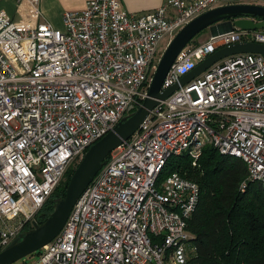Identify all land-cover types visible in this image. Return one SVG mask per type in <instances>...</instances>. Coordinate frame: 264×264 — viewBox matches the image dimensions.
Segmentation results:
<instances>
[{
    "label": "built area",
    "instance_id": "obj_1",
    "mask_svg": "<svg viewBox=\"0 0 264 264\" xmlns=\"http://www.w3.org/2000/svg\"><path fill=\"white\" fill-rule=\"evenodd\" d=\"M16 1L36 20L0 11V250L36 222L66 170L127 105L141 104L161 40L168 36L167 45L200 13L227 3L163 0L135 14L120 0H86L55 27L38 21L40 0ZM238 41L264 43V32L234 27L187 43L161 89ZM204 144L242 160L246 180L264 185L262 54L226 56L156 104L109 153L32 264H190L196 248L187 220L199 185L177 171L160 175L171 156L196 160Z\"/></svg>",
    "mask_w": 264,
    "mask_h": 264
},
{
    "label": "trees",
    "instance_id": "obj_2",
    "mask_svg": "<svg viewBox=\"0 0 264 264\" xmlns=\"http://www.w3.org/2000/svg\"><path fill=\"white\" fill-rule=\"evenodd\" d=\"M73 170V166L66 170L63 180L38 213L37 223L45 220L54 199L64 195ZM172 171L199 185L197 204L187 220L196 248L189 263L264 264V185L246 180L244 162L204 144L196 160L185 153L171 156L160 179ZM244 181L246 186L242 187ZM29 228L31 225L27 224L25 230Z\"/></svg>",
    "mask_w": 264,
    "mask_h": 264
},
{
    "label": "water",
    "instance_id": "obj_3",
    "mask_svg": "<svg viewBox=\"0 0 264 264\" xmlns=\"http://www.w3.org/2000/svg\"><path fill=\"white\" fill-rule=\"evenodd\" d=\"M256 16L262 19L256 20L254 18ZM234 27L248 30L264 29V5L250 2L221 4L200 13L174 34L163 50L157 66H155L141 104L134 106L135 104L131 102L127 105L125 114L119 118L113 129L88 147L72 171L68 183H66L64 195L54 199L52 209L43 222H33L31 228L13 238L6 247L0 250V264H12V262L19 261L54 238L63 227L78 196L81 195L105 163L109 153L118 147L123 140L129 138L149 111L161 100H165L175 90L177 91L180 85H184L202 74L209 66L226 56L251 51L264 56V43L238 41L213 51L191 70L183 74L177 82L161 89L164 78L179 54L178 52L198 33L208 28L213 36L230 31Z\"/></svg>",
    "mask_w": 264,
    "mask_h": 264
},
{
    "label": "crops",
    "instance_id": "obj_4",
    "mask_svg": "<svg viewBox=\"0 0 264 264\" xmlns=\"http://www.w3.org/2000/svg\"><path fill=\"white\" fill-rule=\"evenodd\" d=\"M121 5L129 12L146 13L162 5L163 0H120ZM234 2V1H227ZM86 0H40L39 20H48L55 27H62V14L67 10H82ZM6 11L11 17L33 24L36 20L31 7L26 2L16 0H0V11Z\"/></svg>",
    "mask_w": 264,
    "mask_h": 264
},
{
    "label": "rangeland",
    "instance_id": "obj_5",
    "mask_svg": "<svg viewBox=\"0 0 264 264\" xmlns=\"http://www.w3.org/2000/svg\"><path fill=\"white\" fill-rule=\"evenodd\" d=\"M226 1L246 2V3L250 2V3H257V4H263L264 5V0H226ZM174 34H173V36H174ZM209 34H210L209 29L206 28V29L202 30L200 33H198L193 39H195L196 41H200V40L204 41L208 37ZM166 40H168V36L163 38L159 44V50H160L161 54L163 53V50L166 47V42H167ZM78 162H79V159H78V161H75L71 166H73L75 169ZM38 259H39V255H38V251L36 250L35 252L19 259V261L17 260L15 262H12V264H32L33 261H37Z\"/></svg>",
    "mask_w": 264,
    "mask_h": 264
}]
</instances>
